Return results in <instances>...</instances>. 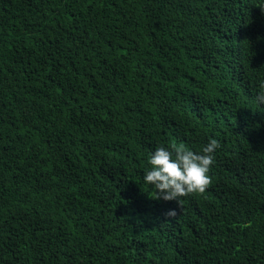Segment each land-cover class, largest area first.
<instances>
[{
    "label": "trees",
    "instance_id": "1",
    "mask_svg": "<svg viewBox=\"0 0 264 264\" xmlns=\"http://www.w3.org/2000/svg\"><path fill=\"white\" fill-rule=\"evenodd\" d=\"M260 2L0 0V264H264ZM212 138L203 195L149 198Z\"/></svg>",
    "mask_w": 264,
    "mask_h": 264
},
{
    "label": "clouds",
    "instance_id": "2",
    "mask_svg": "<svg viewBox=\"0 0 264 264\" xmlns=\"http://www.w3.org/2000/svg\"><path fill=\"white\" fill-rule=\"evenodd\" d=\"M255 6L264 13V0ZM256 101L264 105V81L260 82ZM219 147L220 142L212 138L199 152H194L183 143L155 148L148 159L150 167L144 169L143 175L144 183L151 189L149 198L179 202L192 194L203 195L212 183L209 172ZM166 215L175 217L176 211L170 209Z\"/></svg>",
    "mask_w": 264,
    "mask_h": 264
}]
</instances>
